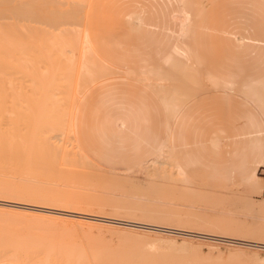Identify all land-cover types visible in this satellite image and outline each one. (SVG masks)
<instances>
[{
    "label": "rangeland",
    "instance_id": "rangeland-1",
    "mask_svg": "<svg viewBox=\"0 0 264 264\" xmlns=\"http://www.w3.org/2000/svg\"><path fill=\"white\" fill-rule=\"evenodd\" d=\"M201 6V11H197L200 15L198 18L194 17L192 24L193 38L187 41L193 42L190 46L194 47L193 54H196L198 60L194 59L200 63V68L193 59V63L190 61L189 64L195 69L193 73L198 76L201 87L191 91L192 98L187 100L175 124L165 118L163 105L154 92L160 82L170 81L156 78L147 71L154 68H159L160 72L167 70L163 60L172 54L179 41L177 36L180 22L176 1L88 0L80 7V21L69 29L79 30V25L83 27L81 32L86 29L94 48L113 66L114 72L111 71L108 74L110 76L107 75L104 79H98L96 84L89 83L69 110L71 120L74 116V128L71 131H75L72 133L82 151L81 155L85 156L89 165L92 162L87 168L83 167L84 171L92 172L87 176L88 181L81 179L83 175L79 174L80 177L76 175L75 180L87 181L82 187L86 196L89 192L95 196L96 190L101 191L96 187L104 188L105 192L102 190L97 193L103 195H100L103 198L98 196V199L101 198L98 202L107 204H102V210L105 211L103 214L97 213L101 220L99 223L113 220L122 225L124 223L120 222H125V226L140 225V228L143 226L150 232H160L163 235L186 238L197 236L204 240L207 238V241L220 245L225 257L227 246L242 247L245 244L242 248L249 252L255 249L254 246L264 244V167L258 168L264 150L263 128L252 107L238 94L240 87L264 79V0H204ZM199 69L202 77L198 74L201 72ZM206 73L219 81L218 87L212 86L207 77L209 75H203ZM204 76L207 81L203 79ZM222 81L229 85V92L222 90ZM166 120L169 123L167 126ZM169 126H172L170 129L173 128V138H166V142L171 140L169 144L173 147V159L182 168L181 174L184 173V176L176 173L174 177L177 176L182 181L175 183L173 188L162 189L165 187L161 188L163 180L157 177L155 179L154 169L150 164L156 150L165 142V132L168 133L166 128L168 130ZM73 134L69 133L68 137L72 139ZM214 138L220 141V146L216 148L210 143ZM77 166L76 170H79L78 163ZM255 168H258L260 190L243 183ZM100 182L103 185L96 186ZM167 184L165 183L166 186ZM75 188L77 191L78 186ZM7 200L0 198V203ZM109 201L114 204L111 206ZM10 202L15 205L19 203L17 200ZM110 206L122 209L120 211V208L113 209ZM67 208L68 211L64 213L75 214L74 210L70 211L71 207ZM82 208L85 209L86 206ZM139 209L142 212L148 210V213L157 210L158 213H154L155 220L163 219V215L164 220L142 222L141 216L145 218L148 213H137L140 212ZM56 210L63 211L59 208ZM113 210H118L119 213ZM124 210L130 214L133 212L135 219L128 216L129 220L125 216L117 218L116 214L123 215ZM86 211H81L80 215L95 213ZM111 212L115 213V217L112 218L114 215ZM138 214H141L140 219L135 217ZM169 217L196 226L208 221L204 222H207L205 226L203 223L204 229H201L202 226L196 229L190 228L189 223L174 224L169 221ZM210 220H214V224ZM224 221V225L230 226V231L227 233V226L224 228L225 234L221 231L218 233L216 228ZM216 222L218 225H215ZM210 223L213 229L211 225V228L207 226ZM206 226L210 231L205 230ZM17 230L25 236L41 232L52 234L51 237L55 235L41 226H19ZM242 233L251 235L243 237ZM114 240L115 238L112 239L113 243L117 242ZM256 249L260 253L264 252ZM189 251L191 250H188V254L192 253ZM202 251V258L204 255L210 262L217 260L216 251L208 254L205 247ZM251 256L243 258L242 264H264L259 257Z\"/></svg>",
    "mask_w": 264,
    "mask_h": 264
},
{
    "label": "bare ground",
    "instance_id": "bare-ground-1",
    "mask_svg": "<svg viewBox=\"0 0 264 264\" xmlns=\"http://www.w3.org/2000/svg\"><path fill=\"white\" fill-rule=\"evenodd\" d=\"M86 1L88 0H0V198L8 199L0 203V264H242L244 261L242 259L250 255L264 261V252L260 253V250L256 249L264 250L263 243L254 246L255 249L249 252L242 248L244 243H241L244 244L242 247L227 246L225 247L227 252L223 257L220 245L207 241V238L204 240L197 236L186 238L163 235L160 232H150L151 230L148 231L143 226L140 228V225L125 226V222H120L124 223L122 225L113 220L99 223L101 220L97 213H102V204L104 206L107 204L102 203L103 201L98 202L103 195L97 193L104 188L96 187L102 182L94 186L101 190L95 191L97 198L92 192L87 193V196L82 192L84 183L88 181L87 176L92 172L83 170V167H88L89 161L87 162L85 156L81 155L82 151L79 150L74 138L75 131H71L74 116L71 120L72 114L70 115L69 112L77 96L89 83L93 84L100 78L104 79L113 70V66L104 61L93 48L86 29L81 32L83 28L81 25H79L81 31L69 29L80 21L79 9L86 4ZM175 1L179 10L180 31L177 36L179 41L172 54L164 61V65L167 66L166 72H160L159 68L147 71L156 78L170 81V83L166 82L167 84L159 81L154 92L163 105L165 118L172 120L174 124L191 97V91L199 90L201 87L190 61L193 59L198 66L200 63L196 61L198 60L196 54H193L194 47L190 46L193 42L188 44L187 41L193 38L192 24L200 15L198 12L201 11L200 6L204 0ZM198 74L202 77V71ZM207 77L212 86H219V81H216L212 75ZM225 83L220 82L223 84L221 88L223 91H228L230 87ZM238 94L255 110L264 124V79L240 87ZM167 122L166 120V126L169 125ZM171 127L169 126L168 130L166 128L168 133L165 132V135L167 134L165 142L156 150L150 164L152 170L154 169L155 179L157 177L163 180L161 188L163 186L166 188L162 189L170 188L182 181L177 176L174 177L176 173L178 176H184V173L181 174L182 168L175 161L176 159H173V156L175 157L174 152L172 155L173 147L169 144L173 134ZM69 133L73 134L72 139L68 137ZM166 138L171 139L169 143L166 142ZM219 142L217 138L211 139L214 148L220 146ZM77 163L79 170H76ZM91 163L90 161V165ZM261 167H264V157ZM78 174L83 176L80 177ZM76 175L87 181L75 180ZM165 183H168L167 186ZM243 183L261 189L256 172L247 176ZM75 184L78 186L77 191ZM98 196L101 198L98 199ZM10 200H17L19 203L15 205ZM82 206H86L87 209H83ZM67 207H71L70 211L74 210L75 214L64 213L68 211ZM91 207H95L94 210ZM56 208L63 211L57 212ZM118 208L121 211L122 208ZM126 210L123 215L116 214L117 218L118 216L134 218L133 212L130 214ZM148 210H144L146 213L143 212L147 214ZM81 211L83 213L95 211L96 215H93L95 213L80 215ZM113 211L119 213L118 210ZM139 211L137 213L142 212L140 209ZM114 212H111L114 215L112 218L115 217ZM154 213H148L145 218L141 216L142 222L164 220V215L163 219L159 216L160 219L155 220ZM141 214L135 217L139 218ZM171 220L169 221L174 224L181 222L176 219ZM209 222L214 224L215 221ZM181 223L187 225L189 222ZM203 223H197L200 224L198 226L189 223V226L196 229L202 226L201 229H204L207 222L204 226ZM221 224L219 226L222 230L217 229L219 226L216 230L225 234L224 228L228 225H224L225 221ZM215 225H218L217 222ZM19 226L46 227L58 237L54 234L51 237L52 234L47 233V235L46 232L25 236L18 232ZM211 226L209 228L213 229V225ZM229 228L230 226L227 229ZM233 230L231 231L234 232ZM229 231L230 229L227 233ZM243 235L248 237L251 234ZM113 238L117 242L113 243ZM204 247L208 254L216 251L217 258L216 254L213 256L217 259L215 262L208 261L204 255L203 258L201 257ZM187 249L192 253L188 254ZM247 254L250 255L246 256Z\"/></svg>",
    "mask_w": 264,
    "mask_h": 264
},
{
    "label": "crops",
    "instance_id": "crops-1",
    "mask_svg": "<svg viewBox=\"0 0 264 264\" xmlns=\"http://www.w3.org/2000/svg\"><path fill=\"white\" fill-rule=\"evenodd\" d=\"M178 14H179V10H178ZM130 18V17H129ZM179 31H180V27H179ZM89 36V35H88ZM89 39H90V37H89ZM90 42H91V44H92V41H91V39H90ZM92 46H93V44H92ZM93 48H94V46H93ZM95 49V48H94ZM95 51H96V49H95ZM97 52V51H96ZM98 53V52H97ZM99 55V54H98ZM100 56V55H99ZM101 57V56H100ZM169 57V55L167 56V57H165L164 58V60H163V62L167 59ZM102 58V57H101ZM103 59V58H102ZM104 60V59H103ZM105 61V60H104ZM108 63V62H107ZM150 70V69H149ZM260 81V80H259ZM259 81H256V82H259ZM256 82H254V83H256ZM253 84V83H252ZM248 104V103H247ZM253 109V108H252ZM254 110V109H253ZM254 112H255V110H254ZM255 114H256V116L258 117V119H259V122H260V124H261V126H262V128H263V137H264V124H263V122H262V120H261V118H260V116L255 112ZM172 138H173V134H172ZM263 142H264V138H263ZM211 143V142H210ZM212 146V145H211ZM213 147V146H212ZM214 148V147H213ZM263 157H264V150L262 151V155H261V159H260V162H259V167L258 168H262L261 167V162H262V160H263ZM258 168H255V169H253L251 172H250V174H252L253 172H258ZM249 174V175H250ZM248 175V176H249Z\"/></svg>",
    "mask_w": 264,
    "mask_h": 264
}]
</instances>
